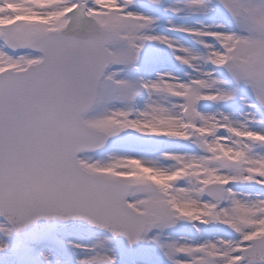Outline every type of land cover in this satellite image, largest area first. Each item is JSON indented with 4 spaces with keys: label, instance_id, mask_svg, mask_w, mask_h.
I'll use <instances>...</instances> for the list:
<instances>
[{
    "label": "snow or ice",
    "instance_id": "snow-or-ice-1",
    "mask_svg": "<svg viewBox=\"0 0 264 264\" xmlns=\"http://www.w3.org/2000/svg\"><path fill=\"white\" fill-rule=\"evenodd\" d=\"M0 264H264V0H0Z\"/></svg>",
    "mask_w": 264,
    "mask_h": 264
}]
</instances>
